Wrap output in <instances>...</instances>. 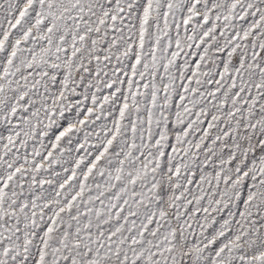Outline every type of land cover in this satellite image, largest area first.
<instances>
[{"label": "snow or ice", "instance_id": "obj_1", "mask_svg": "<svg viewBox=\"0 0 264 264\" xmlns=\"http://www.w3.org/2000/svg\"><path fill=\"white\" fill-rule=\"evenodd\" d=\"M0 264H264V0H0Z\"/></svg>", "mask_w": 264, "mask_h": 264}]
</instances>
